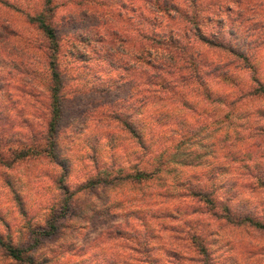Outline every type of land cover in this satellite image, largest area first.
<instances>
[{"label":"rangeland","instance_id":"374dc122","mask_svg":"<svg viewBox=\"0 0 264 264\" xmlns=\"http://www.w3.org/2000/svg\"><path fill=\"white\" fill-rule=\"evenodd\" d=\"M10 1L25 2L27 6L22 5L31 12L44 2ZM134 1L51 0V24L59 39L57 62L63 91L77 92L74 98L63 102L58 141L61 160L67 163L63 183L69 194L64 193L58 181L62 171L45 156L17 161L11 170L0 166V236L18 246L33 247L28 253L41 261L47 259L46 264H264L263 231L229 225L213 215L227 205L234 215L264 221V188L248 177L241 163L233 160L239 154L252 152L259 162L257 176L264 174V136L250 138L257 124L264 126V119L257 114L264 111V96L250 95L256 88L252 76L264 84V0L261 7L242 17L231 2L230 11L222 9L217 18L203 27L208 33H218L229 47L246 56L253 70H242L244 65L238 60L234 61L235 66L226 65L222 52H207V47L202 46V58L213 66L221 62L219 67L226 70L225 75L217 69L213 74L218 76H204L211 100L201 96L204 89L193 81L190 71H182L189 77L187 86L175 89L174 96L170 93L157 105L156 108L167 107L162 108L164 115L156 117L160 119L157 122L149 118L147 108L137 109V89L129 80L132 76L136 81L143 77L124 70L125 48H111L108 41H97L104 30L119 28L117 16L126 25L130 20L133 25L150 18L155 22V34L165 36L164 12L151 15L141 10L139 19L140 12L132 11ZM244 6L241 3V8ZM148 8L154 10L151 5ZM0 20L15 22L18 35L7 39L0 30V108L5 116L1 126L6 135L15 134L13 142L4 140L3 144L12 149L28 144L41 148L45 146L41 136L33 144L26 136L46 132L50 119L44 105L46 92L40 88L46 77L42 72L43 59L39 48L28 45L29 39L42 42L38 39L42 33L27 25L24 14L3 6ZM189 51V47L176 48L171 56L174 59L166 56L162 62L181 64ZM228 58L234 59L231 55ZM198 60L195 68L205 69L207 61ZM26 66L38 75L34 81L23 73ZM26 82L39 86L32 93ZM111 85L113 90L103 93ZM190 94L188 109L185 101ZM223 95L227 97L222 103L215 102ZM241 95L242 99L231 106L230 102ZM101 97L114 102L111 110L133 116L149 146L147 152L132 144L118 122L105 115L103 105L94 111L90 102ZM156 129V135L151 134ZM257 144H262L259 152ZM92 148L96 165L90 160ZM137 170L151 172L152 176L137 182L131 178ZM95 176L106 177L111 184L100 181L93 188L83 189ZM203 188L209 190L208 198L213 204L192 196V190ZM49 220L56 226L53 235L30 234V229H47ZM36 237L39 243L34 246ZM200 243L205 246L206 256L200 255ZM0 264L21 263L6 257L0 249Z\"/></svg>","mask_w":264,"mask_h":264},{"label":"trees","instance_id":"16d2710c","mask_svg":"<svg viewBox=\"0 0 264 264\" xmlns=\"http://www.w3.org/2000/svg\"><path fill=\"white\" fill-rule=\"evenodd\" d=\"M205 1L207 2L205 3V8L203 7V9L201 4H204ZM231 2L236 5L240 17L243 16V13L254 11L255 8L262 6V0H135L132 4V11L140 12L138 13L139 19L142 18L141 10H147L151 15L157 12H164V15L167 19V21H165V30L163 32L165 36H157L155 34V22L150 20V18L142 19L141 21L143 22L133 25L130 24V22L132 23L130 20L128 25H126L124 20H122L120 16H117L116 23H121V25L118 24L119 28L114 30H104V35L100 36L99 40L97 41L103 42L104 44H106V41H108L107 44L111 48H113L115 45H119L122 48L124 47L126 52L125 57L127 58L124 70L129 73L131 71L136 72L138 75L143 77L142 79L139 77V80L136 81L132 76L129 80L130 85L134 84L133 87L137 89L135 96L137 97L136 102L139 107L137 108V106H135V108H147L146 112H148L149 118L155 122L159 121L160 119H156V117L163 116V111L166 110L165 108L167 107L159 106L156 108L157 105L164 102L170 93H173L171 95L174 96L175 89L177 91L179 87L184 88L183 86H187L186 82L189 81V77L186 78L185 74H182V71H190V76H192L193 81L197 82L198 86L204 89V92H201V96H203L205 99L211 100V93L209 92V89H207V82L204 79V76L214 78V76H218V74H213L216 73L215 71H217V69H219V71L222 70L220 71L222 75L226 74V70L225 68L219 67L221 62H216L217 65L213 66L212 62L207 61L208 59L205 60V58H202V46L207 47V52L217 50L222 52V57L225 58V63H227L226 65L235 66L237 64H234V61L238 60L239 62L237 63L244 65L242 66V70H253V67L248 64L246 56H244L241 52L237 53L235 50L229 47L227 43L222 41L218 33H208L207 29L203 28L206 24H210L215 18H217L218 13H220L222 9L230 11L231 7L229 6V3ZM50 3L51 0H44L43 4L39 8L40 10L38 9L34 12H31L24 8L23 5H26L25 2L19 3L18 1L0 0V6H3L12 12L24 14L27 25L30 28H35L38 32L42 33V37L38 38H41L42 42H36L35 40L29 39L28 45L33 49L39 48V56H41L43 59L42 72H44L46 77L45 83L42 84V86L40 85V88L46 92L44 105H46L45 108L50 114L46 132L42 134H38V132L30 133L26 136L27 141H29L31 144L35 143L37 138L41 136V139L45 141L44 147L40 148L39 146H36V144H28L27 147L22 149H12L11 147L3 144L4 140H6V143L13 142L12 140L15 138V134L12 132L9 135H6V131L4 130L3 126H1L5 116L3 115V111H1L0 108V166L6 170H11L17 161H21L26 158H38L45 156L48 160H50V162L54 163L57 168L62 171V175H60L58 181L62 183L61 189L64 191V193L69 194L68 188L64 186L63 183L65 179L64 176L68 171L67 163L64 160H61L58 141L60 124L64 116L63 102L65 100H70L71 97L74 98L77 92L76 89H68L65 93L63 91L64 85L62 82V77L59 73L60 71L57 62L60 52L59 39L56 34V29H54L51 24L54 15L52 13L53 10L50 7ZM241 3L245 5L243 8H241ZM149 5L154 7V10H150L148 8ZM153 20L156 22H158L157 20L161 21L160 18H154ZM162 23H164V20L163 22H160V24ZM14 24L9 20H0V30L6 34L7 39H12L15 36H18L14 31ZM0 38H2V36H0ZM176 40H184L187 41V43L181 44L182 42H177ZM165 41L166 43H164ZM186 47H189L190 51L187 54V57H185V61L180 62L181 64H175L174 62L170 61H166L164 63L162 62L166 56H170L169 58L171 60L174 59L171 56H173V52L176 51V48L185 49ZM158 51H161V53ZM228 55L233 56L234 59L228 58ZM158 56L163 57L159 58ZM197 59L207 61L204 66L205 69L199 70L195 68ZM23 73L26 76L31 77L33 81L38 76L36 75L35 71L30 70L27 66L23 68ZM164 76L174 77L171 78V80L166 78V80ZM252 80L256 85V88H254L250 95L264 96V84L261 83L259 78L256 76H252ZM25 84L30 86V92L32 93L36 91V86H39L33 82H26ZM112 87L113 86L111 85L107 89H104L103 93L109 94L113 90ZM185 89H188L191 93L189 87H185ZM191 95L192 94L188 95L189 98H187L185 101V105L187 106L185 108L190 109L191 107L189 101L192 97ZM223 96L224 97L220 96L215 102L222 103L224 100L223 98H225V96L227 97V95ZM239 98L240 99L238 100H232L230 105L232 106L233 104L239 102L242 99V95ZM96 100H91L90 102L92 107L95 108L94 111H97L96 109H99V107L103 105L102 107L106 109L105 115L112 117V120H116L118 122L117 124L122 127V131L127 133L132 144H134L136 148L139 147L147 152L149 146L147 143H145L144 134L141 130V127H139V125L134 122L133 116H130V114H124L123 116L118 112L111 110L114 105L113 101L110 102L103 100L102 97L96 98ZM77 101H80V97H78ZM101 101H103V103ZM30 107L31 110L33 106ZM151 107H154V110H152ZM257 114L260 118L264 119V111L259 110ZM257 126L258 124L256 127H254L253 134L250 135V138L264 136V126ZM148 131H150V129ZM156 132H158L157 129L151 132V134L156 135ZM147 135L149 137L148 141L150 142V133H147ZM235 135L240 136L241 134H239V132H235ZM256 147L258 149L257 151L259 152L261 151L260 149L262 144H257ZM94 152L95 151L92 148L90 160L96 165L97 161L95 159ZM254 158L255 157L252 152H248L245 155L239 154V156L233 160L241 163L242 168H245L247 171L248 177L252 179L257 185L264 188V174L257 176V166L259 165V162ZM148 176H152V173L137 170L135 174L131 176V178L139 182L143 178H148ZM100 181L106 185L111 184L108 178H97L95 176V179H90L85 183L86 186H84L83 189L93 188L98 185ZM204 189L205 188L192 190L191 194L200 200L204 199L206 204H213V201L208 198V196L211 195L208 192L209 190ZM15 200L17 201L18 206H21L19 205V203H21L19 197H17ZM62 202V210L65 211L67 199H64ZM221 209L222 211L220 213L215 211L213 215L227 221V224L244 227L248 226L250 228L264 232L263 219L255 220L251 216L234 215L227 205L223 206ZM21 213L23 214L25 211L22 209ZM46 225L47 229H40V231L36 229L33 232L32 229H30V234H40L42 237H49L53 235L56 231V226L52 224L50 220L46 222ZM38 243L37 237L34 238L32 245L35 246L38 245ZM32 248L33 247L31 246H18L13 244L12 241L6 240L0 236V249L5 252L6 257H9L13 261L21 264H46L48 262L47 259H45V261H41L36 259L33 254L28 253ZM198 250L200 255H207L205 246H202L201 243L198 245Z\"/></svg>","mask_w":264,"mask_h":264}]
</instances>
